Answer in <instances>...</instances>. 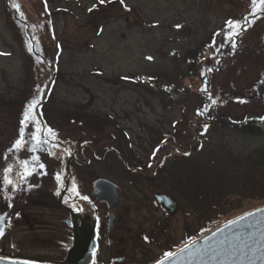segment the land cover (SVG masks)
<instances>
[{
    "label": "rangeland",
    "instance_id": "374dc122",
    "mask_svg": "<svg viewBox=\"0 0 264 264\" xmlns=\"http://www.w3.org/2000/svg\"><path fill=\"white\" fill-rule=\"evenodd\" d=\"M6 1L17 14L0 0L2 73L20 79L32 71L43 82L50 73L42 60L25 68L30 49H61L53 93L68 109L111 116L142 146L148 128L163 134V152L177 144L167 186L183 208L179 248L264 205V133L231 124L254 117L264 129L259 0L256 7L252 0ZM228 21L239 22L238 36ZM30 253L58 254V245Z\"/></svg>",
    "mask_w": 264,
    "mask_h": 264
},
{
    "label": "flooded vegetation",
    "instance_id": "af4514ba",
    "mask_svg": "<svg viewBox=\"0 0 264 264\" xmlns=\"http://www.w3.org/2000/svg\"><path fill=\"white\" fill-rule=\"evenodd\" d=\"M60 54L61 49L49 55L30 49L25 68L33 67L35 57L42 60L50 73L43 82L35 83L32 71L20 79L0 71V252L63 262L76 232L89 239L85 253L72 256L81 264H154L179 248L183 208L167 186L177 144L163 152V134L148 128L142 146L140 135L113 117L99 121L85 107L68 109L66 100L53 93ZM34 99L38 104L24 127V146L15 150ZM45 129L55 137L46 136ZM33 132L48 143L33 149ZM185 149L184 157L190 151ZM108 160L110 166L102 167ZM24 164L31 174L22 179ZM187 233L184 228L183 239ZM50 245H58L59 253H30V248Z\"/></svg>",
    "mask_w": 264,
    "mask_h": 264
},
{
    "label": "water",
    "instance_id": "95a60500",
    "mask_svg": "<svg viewBox=\"0 0 264 264\" xmlns=\"http://www.w3.org/2000/svg\"><path fill=\"white\" fill-rule=\"evenodd\" d=\"M102 183L107 182L99 181ZM88 246L89 239L75 232L73 245L63 262H44L0 252V264H81L72 256L85 253ZM173 254L154 264H264V205L215 227Z\"/></svg>",
    "mask_w": 264,
    "mask_h": 264
},
{
    "label": "snow or ice",
    "instance_id": "6c2138e0",
    "mask_svg": "<svg viewBox=\"0 0 264 264\" xmlns=\"http://www.w3.org/2000/svg\"><path fill=\"white\" fill-rule=\"evenodd\" d=\"M104 2V0H101V3H103ZM257 3H258V0H252V5L254 6V7H256L257 6ZM259 4L260 5H264V0H259ZM16 7L17 8H19V6L18 5H16ZM253 15H255V12H253L252 13ZM245 19H247V18H245ZM228 23V25H229V27L233 30V32H232V35L233 36H238L239 35V32L238 31H236V28H237V26H238V24H239V22H234V21H228L227 22ZM249 24H250V22H249ZM230 39H231V36L229 37ZM233 47H235V43H233ZM241 102H243V101H241ZM38 104V101L37 100H33L28 106H27V110L25 111V113H24V119L21 121V125H22V127H21V129H20V138L19 139H17L16 141H15V144H14V149L15 150H19V149H21L23 146H24V136H23V132H24V127H26L27 126V124H26V122L27 121H29V119H30V113H32L33 112V109L36 107V105ZM32 119L34 120V116L32 117ZM39 127L37 128V132H39ZM37 132H33V133H31V138H32V140L35 142L34 144H33V149H35L36 147H37V145H39L40 143H48V140L47 139H45V140H43V141H41V139H40V137L37 135ZM45 135L46 136H51V137H55V133L51 130V129H45ZM34 159V162H38V161H36V159L35 158H33ZM22 167H24L25 168V172L22 174V179L23 178H25L27 175H30L31 173H30V171L28 170V165L27 164H24V165H22ZM41 167H43L42 165H41ZM11 171V169L9 168V169H6V172H10ZM57 179L59 180V177H57ZM5 183L6 184H10L11 183V181H9V180H7V178L5 179ZM15 190V186H13V191ZM73 191H75L74 189H73ZM84 199H87L86 197H84ZM3 219V217H0V220H2ZM241 219H244V217H241ZM236 221H233L232 223H235ZM0 234H2V233H0ZM194 243V242H193ZM174 254L173 253H165V259H168V258H170V257H172ZM160 264H163V262H160Z\"/></svg>",
    "mask_w": 264,
    "mask_h": 264
},
{
    "label": "trees",
    "instance_id": "16d2710c",
    "mask_svg": "<svg viewBox=\"0 0 264 264\" xmlns=\"http://www.w3.org/2000/svg\"><path fill=\"white\" fill-rule=\"evenodd\" d=\"M256 120H258V122H259L258 118L252 117V118H247V119L241 120L239 122H234V123L231 122V124L234 125L233 126L234 128H236L238 131L243 132V133H260V134L264 133V129L262 130L259 127L255 126ZM263 126H264V122H263ZM244 211H246V210H244ZM244 211L242 210L240 212L244 213ZM236 216H238V215L233 214L230 218L236 217Z\"/></svg>",
    "mask_w": 264,
    "mask_h": 264
}]
</instances>
